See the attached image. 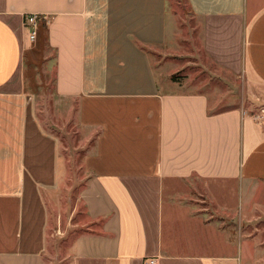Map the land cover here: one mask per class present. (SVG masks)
Here are the masks:
<instances>
[{
  "label": "crops",
  "instance_id": "0c3cea01",
  "mask_svg": "<svg viewBox=\"0 0 264 264\" xmlns=\"http://www.w3.org/2000/svg\"><path fill=\"white\" fill-rule=\"evenodd\" d=\"M186 2L207 57L264 87V0ZM31 13L45 17L58 97L94 133L75 264H264V123L155 66L176 29L169 0H0V264H46L68 175L26 88Z\"/></svg>",
  "mask_w": 264,
  "mask_h": 264
},
{
  "label": "rangeland",
  "instance_id": "374dc122",
  "mask_svg": "<svg viewBox=\"0 0 264 264\" xmlns=\"http://www.w3.org/2000/svg\"><path fill=\"white\" fill-rule=\"evenodd\" d=\"M169 2L171 11L178 14L177 21H174L176 29L170 34V47L152 53L155 66L172 73V80L175 75L188 90L206 91L211 108L243 107L255 118L258 115L256 119L264 123V87L250 85L242 73L215 65L201 49L194 32L197 21L191 17L186 0ZM24 26L31 44L24 65L27 91L35 98L39 118L61 137L67 147V181L50 201L49 242L44 257L46 264H75L72 255L74 240L90 226L80 193L87 183L83 161L93 149L94 133L80 125L77 102L63 100L57 95L55 52L50 51L44 40L39 41V37L31 41L25 20Z\"/></svg>",
  "mask_w": 264,
  "mask_h": 264
},
{
  "label": "built area",
  "instance_id": "2783aa9c",
  "mask_svg": "<svg viewBox=\"0 0 264 264\" xmlns=\"http://www.w3.org/2000/svg\"><path fill=\"white\" fill-rule=\"evenodd\" d=\"M40 18H45V17L33 13L27 14L25 16V23L28 25L29 39L31 41H36L37 39ZM256 118H259V116L256 115ZM155 263H156L155 259H150L146 264H155Z\"/></svg>",
  "mask_w": 264,
  "mask_h": 264
},
{
  "label": "trees",
  "instance_id": "16d2710c",
  "mask_svg": "<svg viewBox=\"0 0 264 264\" xmlns=\"http://www.w3.org/2000/svg\"><path fill=\"white\" fill-rule=\"evenodd\" d=\"M42 20H40V23H41V26H44V25H46V23H44L43 21L41 22ZM43 24V25H42ZM41 27H39V31H38V35H37V39H38V37H41L42 38V36H44V34H43V31L40 29ZM174 78V80H176L177 81V79L175 78V75L173 76Z\"/></svg>",
  "mask_w": 264,
  "mask_h": 264
}]
</instances>
